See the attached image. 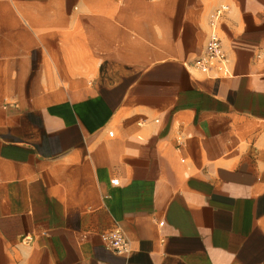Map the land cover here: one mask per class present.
I'll return each mask as SVG.
<instances>
[{"label": "crops", "instance_id": "obj_1", "mask_svg": "<svg viewBox=\"0 0 264 264\" xmlns=\"http://www.w3.org/2000/svg\"><path fill=\"white\" fill-rule=\"evenodd\" d=\"M0 264H264V0H0Z\"/></svg>", "mask_w": 264, "mask_h": 264}, {"label": "built area", "instance_id": "obj_2", "mask_svg": "<svg viewBox=\"0 0 264 264\" xmlns=\"http://www.w3.org/2000/svg\"><path fill=\"white\" fill-rule=\"evenodd\" d=\"M227 5H221L210 15L209 39L204 52L198 54L191 61V65L198 68L208 77L229 76L231 74L227 63V55L222 49L217 26L220 17ZM101 239L104 244L116 253H124L128 250L127 241L119 230L103 232Z\"/></svg>", "mask_w": 264, "mask_h": 264}]
</instances>
